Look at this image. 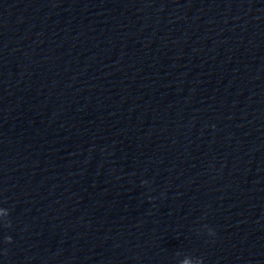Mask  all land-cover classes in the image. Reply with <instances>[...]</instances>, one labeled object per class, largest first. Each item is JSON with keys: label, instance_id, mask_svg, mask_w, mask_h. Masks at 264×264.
Instances as JSON below:
<instances>
[{"label": "clouds", "instance_id": "clouds-1", "mask_svg": "<svg viewBox=\"0 0 264 264\" xmlns=\"http://www.w3.org/2000/svg\"><path fill=\"white\" fill-rule=\"evenodd\" d=\"M209 235H215L214 231H212L211 229H209ZM185 264H187V262H185Z\"/></svg>", "mask_w": 264, "mask_h": 264}]
</instances>
